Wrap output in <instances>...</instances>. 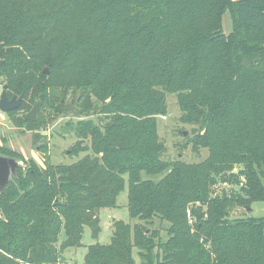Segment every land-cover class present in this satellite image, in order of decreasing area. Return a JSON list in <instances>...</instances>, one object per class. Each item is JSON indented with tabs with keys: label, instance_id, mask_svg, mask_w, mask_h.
I'll use <instances>...</instances> for the list:
<instances>
[{
	"label": "trees",
	"instance_id": "16d2710c",
	"mask_svg": "<svg viewBox=\"0 0 264 264\" xmlns=\"http://www.w3.org/2000/svg\"><path fill=\"white\" fill-rule=\"evenodd\" d=\"M0 85L22 97L18 129H39L36 101L67 119L76 159L1 150L19 166L0 192V264H64L125 185L136 223L114 221L83 264H137L134 250L138 264H264V217L230 218L264 203V0H0ZM167 95L202 161L165 158Z\"/></svg>",
	"mask_w": 264,
	"mask_h": 264
},
{
	"label": "rangeland",
	"instance_id": "374dc122",
	"mask_svg": "<svg viewBox=\"0 0 264 264\" xmlns=\"http://www.w3.org/2000/svg\"><path fill=\"white\" fill-rule=\"evenodd\" d=\"M222 30L225 34L231 31V20L228 14L223 16ZM2 85H0L1 93ZM167 114L158 118L157 130L160 139L163 141L166 154L165 158L169 160L180 159L187 163L200 162L206 157L205 151H200L199 155H195L190 151V147L182 148L184 137L190 136L191 127L183 126L178 122L179 111L176 105V99L173 95L166 96ZM21 113L17 114L20 115ZM41 121L38 130L28 131L26 128H17L11 121L8 114L0 112V153L1 150H9L20 153L27 159H32L36 164L43 165L41 162V153L38 146L46 143L48 146V156L51 165L70 164L76 159L70 157L68 152L75 142L72 132H65L64 125L67 119L56 118L53 113L40 110ZM33 133L39 136V140L35 143ZM0 156H2L0 154ZM82 155H80L81 157ZM21 166L22 163H20ZM230 188V187H227ZM115 209H102L99 212L100 231L97 238H93L88 227L83 230L81 244L79 248H70L64 252V264H83V256L89 245L99 244L106 245L110 241L114 221H123L133 225L136 220H131L127 213V187L118 195L116 199ZM250 217H264V203H254L251 211L244 209H236L230 214L231 219ZM164 224L155 221L149 227L158 230L160 239L165 238ZM63 238V234L61 236ZM134 258L139 263L136 251H133Z\"/></svg>",
	"mask_w": 264,
	"mask_h": 264
},
{
	"label": "water",
	"instance_id": "95a60500",
	"mask_svg": "<svg viewBox=\"0 0 264 264\" xmlns=\"http://www.w3.org/2000/svg\"><path fill=\"white\" fill-rule=\"evenodd\" d=\"M43 74L48 75V67L43 68ZM22 102V97L8 98L6 93V87L2 86L0 93V112L9 113L17 110ZM41 110L40 101H36L32 108L26 113V118L30 122H34L39 116ZM19 166V163L11 158L0 156V192L8 185L11 176L15 175V172Z\"/></svg>",
	"mask_w": 264,
	"mask_h": 264
},
{
	"label": "built area",
	"instance_id": "2783aa9c",
	"mask_svg": "<svg viewBox=\"0 0 264 264\" xmlns=\"http://www.w3.org/2000/svg\"><path fill=\"white\" fill-rule=\"evenodd\" d=\"M164 118H165V117H162V119H164ZM187 216L190 217V213H189V212H187Z\"/></svg>",
	"mask_w": 264,
	"mask_h": 264
}]
</instances>
